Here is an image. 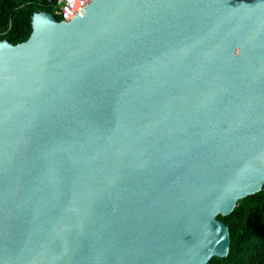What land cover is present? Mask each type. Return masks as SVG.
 <instances>
[{
    "label": "water",
    "instance_id": "1",
    "mask_svg": "<svg viewBox=\"0 0 264 264\" xmlns=\"http://www.w3.org/2000/svg\"><path fill=\"white\" fill-rule=\"evenodd\" d=\"M0 41V264H208L264 187V0H90Z\"/></svg>",
    "mask_w": 264,
    "mask_h": 264
},
{
    "label": "trees",
    "instance_id": "2",
    "mask_svg": "<svg viewBox=\"0 0 264 264\" xmlns=\"http://www.w3.org/2000/svg\"><path fill=\"white\" fill-rule=\"evenodd\" d=\"M38 12L50 13L60 21L54 0H0V41L25 42L32 31V16ZM218 219L228 228L229 251L225 258H212L208 264H264V187Z\"/></svg>",
    "mask_w": 264,
    "mask_h": 264
},
{
    "label": "built area",
    "instance_id": "3",
    "mask_svg": "<svg viewBox=\"0 0 264 264\" xmlns=\"http://www.w3.org/2000/svg\"><path fill=\"white\" fill-rule=\"evenodd\" d=\"M90 0H54L55 14L60 21L69 22L89 4Z\"/></svg>",
    "mask_w": 264,
    "mask_h": 264
}]
</instances>
